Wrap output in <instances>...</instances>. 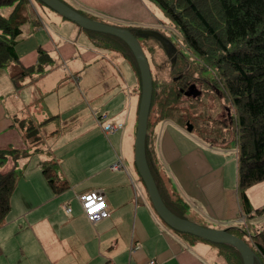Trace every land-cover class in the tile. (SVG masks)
Here are the masks:
<instances>
[{
    "label": "crops",
    "instance_id": "obj_1",
    "mask_svg": "<svg viewBox=\"0 0 264 264\" xmlns=\"http://www.w3.org/2000/svg\"><path fill=\"white\" fill-rule=\"evenodd\" d=\"M29 1L31 17L15 52L24 69L34 70L17 86L10 70L0 69V137L6 140L0 148L17 151L11 143L17 146L19 142L26 153L32 148L38 154L40 172L42 163L54 160L67 188L55 194L41 181L49 196L41 188L35 194L25 188L14 202L11 199V210L0 227V264H222L211 245L187 244L165 227L143 182L137 179L131 143L134 124L137 127L140 77L131 67L128 73L133 77L123 79L125 64L131 59L97 46L89 31ZM62 1L107 25L152 28L164 20L163 12L149 0ZM98 73L109 74L105 80L109 86L116 84L112 90L117 96L123 91L127 95L121 102L104 106L106 111H99L103 104L96 99L109 86L98 84ZM71 84L80 94L78 105L72 93L65 94ZM101 111L107 115L106 123L116 127L127 111L124 134L119 127L106 134L96 119ZM91 113L96 124L91 119L83 127ZM57 120L64 127L71 123L67 130L73 145L64 153L58 148V129L53 126ZM28 125L41 137L38 146H29L25 140ZM151 135L157 159L155 177L159 187L162 178L167 185L170 196L166 197L163 188L161 194L170 209L209 229L224 230L242 223L253 234L264 228L263 222L251 224L255 218L248 219L242 212L237 149L200 132H187L171 121L156 123ZM233 150L235 157L229 153ZM119 159L125 169L115 171L111 167ZM24 181L28 186L32 179ZM91 191L103 193L108 206V216L96 223L86 219L79 202L81 195ZM246 193L253 214L264 207V181ZM172 202L178 205L171 207ZM210 254L216 257L212 262L207 258Z\"/></svg>",
    "mask_w": 264,
    "mask_h": 264
},
{
    "label": "trees",
    "instance_id": "obj_2",
    "mask_svg": "<svg viewBox=\"0 0 264 264\" xmlns=\"http://www.w3.org/2000/svg\"><path fill=\"white\" fill-rule=\"evenodd\" d=\"M149 1L155 3L164 16L174 24L188 52L200 64L199 69L191 68L192 57L179 52L180 43L167 33L142 25L108 24L129 30L138 39L151 70L153 95L147 124L146 157L164 204L178 217L191 221L170 209L161 194L163 188L166 197L170 196L163 178L159 180L162 184L159 187L155 177L157 159L152 149V128L158 122L171 121L185 130L189 123L193 126V131L195 124L191 123L192 115L189 113L194 109L192 101H201L204 91L210 90L215 99L224 95L225 101L233 109V114H230L227 122L213 121L212 118L210 122L217 132L214 139L238 151L237 181L242 212L248 219L263 216L264 207L255 210V215L252 213L246 192L252 186L264 181V0ZM29 4V0H0V7L11 8L7 17L0 15V69L8 68L17 86L24 76L34 70L24 69L19 64L15 52V44L22 37L24 27L31 17ZM148 30L159 32L169 43L143 33ZM87 33L97 46L131 59L139 74L134 57L123 41L113 36ZM42 55L43 52L39 55V62L42 60ZM158 59L162 62L159 63ZM194 70H198V73H209L210 78L194 77L192 75ZM196 78L200 80L199 83L203 85L204 90L192 83ZM191 86L199 91L198 96L185 95ZM183 96L190 99L184 113L179 109V103H183ZM203 101L199 106L205 109ZM225 132L234 135V140L228 144ZM208 133L210 134V130L207 129L203 135L209 138ZM25 140L29 146H38L42 141L32 125L27 126ZM6 154H11L15 161L18 157L17 151L0 148V227L5 223L10 212L11 194L15 187L14 170L1 169ZM41 173L53 193L60 194L66 190L67 184L61 182L58 165L54 160L42 163ZM172 205L177 206L178 203L172 202L170 206ZM224 230L249 246L255 256L254 264H264V228L249 234L244 225L239 223ZM175 234L187 244L195 241L204 242L188 234L178 232ZM204 243L211 245L220 263L243 264L242 256L236 248L227 244Z\"/></svg>",
    "mask_w": 264,
    "mask_h": 264
},
{
    "label": "rangeland",
    "instance_id": "obj_3",
    "mask_svg": "<svg viewBox=\"0 0 264 264\" xmlns=\"http://www.w3.org/2000/svg\"><path fill=\"white\" fill-rule=\"evenodd\" d=\"M33 1L38 7H42V8L50 10L45 5L41 4L38 0H33ZM69 3H71V2H69ZM71 4H73V3H71ZM9 11H10L9 7H0V15H2V16L7 17ZM50 11H52V10H50ZM77 11H79V10H77ZM79 12L82 13L81 11H79ZM99 18H101V17H99ZM152 28H154L156 30H159L161 33H165V34L167 33V35L173 36V38L175 37L178 40V42L180 43V46H181V47L178 46V49H179L178 51L181 52V53H184L185 55H188V56L192 57V54H190L188 52V48H186V46L182 42V39L180 37L179 31L174 28V24L166 16H164V20L162 21V23L160 25H158L156 27H152ZM85 40H86V38H85ZM87 41H88V39H87ZM192 59H193V61L190 64L191 68L199 69V65L200 64L196 61L195 58L192 57ZM157 61L159 63L162 62L161 59H158ZM133 63L134 62L132 60H130L129 63L126 62V64H125V72L123 70V79H126V81H129V78L133 77V76L129 75L131 73H128L129 70H132L131 67H134ZM101 65H103L102 62H101ZM165 66H167V65L165 64ZM121 68H122V66H121ZM194 71L195 72L192 74L194 77H197V78H203V77L210 78V74L209 73H198V70H194ZM98 74H99V76L101 75L100 73H98ZM108 75L109 74L106 73V74H102V76H100V78L98 76V81H97L98 84H102V85L106 84V85H108V80H105V76H108ZM127 75H129V76L127 77ZM197 78L193 79V81H195V82H192V83L196 84L197 88L199 87L200 89L204 90L203 85L201 83H199L200 80L197 79ZM113 87H116V84H113V86L107 87V89H103V91L100 92L99 97H97L96 100H98L101 105L103 104V106H98L99 111L100 110L106 111L104 109V106H106V105L108 106L110 104L118 103V102H121V101L125 100V97L127 95L124 93V91L121 92V93L119 92V94L117 96L116 93L114 92V90H112ZM71 93L75 96L73 101H75V104L78 105L77 101H80V94L76 91V87L74 85H72V84H71L70 87H67L66 91H65V94L67 95V97H69V95ZM203 94H204V97L202 98L201 101L200 100L192 101V103L194 105V107H193L194 109L189 111L190 115H192L191 123L195 124L194 125V131L196 133L200 132V134H205V132L208 129V131L210 130V134L208 133V135L211 138H215L217 132H216V130H214L212 128V123L210 122L211 118L213 119V121H219L220 120L221 123L227 122L228 117H230V114H233V109H232L231 105L227 101H225L224 95H222V97H219V99H215L213 97V94L210 93V90H208L207 92L204 91ZM206 96H208V97H206ZM89 99H93V98L89 97ZM204 99H206V100H204ZM182 101H183V103H181V104L179 103V105H180L179 109H180V111L182 113H184L186 111L185 108H186L187 104L190 102V99H188L187 97L183 96L182 97ZM202 101H203V104L205 106V109H203V108H201L199 106V104H201ZM196 102H198V103L195 104ZM82 106L84 108L86 106V103H83ZM74 109L77 110L76 107H74ZM104 111H101V112L105 113ZM100 114H102V113H98L97 116H99ZM111 118H113V117H111ZM91 119H92V121L95 122V120H94V118L92 116V113L90 114V116H88V117H86L84 119L83 123H85V124H83L84 125L83 127H86V125H88V122H91ZM126 119H128L127 111L125 112V115L123 117L122 123H120V125L118 126L120 128L119 130H120L121 134H124L123 124H125L124 120H126ZM95 124H96V122H95ZM70 125H71V123H69V125L64 127V123L60 122L58 120L54 121V123H53V126L58 129V132H57L58 148L63 153L66 152L73 145V140H72L73 136L70 134L71 131L67 130L70 127ZM132 126H133V124H132ZM136 129H137V127L134 124V129H133V133H132V137L133 138H132V143H131L133 145V147H134V141H135V137H136ZM225 133H226V143L228 144V143H230V141L234 140V135L231 132L229 134H227V132H225ZM14 139H15V141H17V143L19 142V139L17 137V132L14 133ZM10 142H13V141H10ZM2 143H3V147H4V144L6 143V140H4L3 137H0V147H1ZM11 146L13 148H15V150H17L18 153L21 156H19V154H18L19 159H18V161L16 160L17 162L16 161L14 162L13 156L11 154H6V157L4 159V163H3L2 167H1V169H2V171H8L10 169L14 170L15 187H14L13 192L11 194L12 201L14 202L15 198H16V195L19 194V192L22 189H25V188H28V189L32 190L33 194H35L34 193L35 189L39 190V188H41L43 190V191L42 190L41 191L44 192L47 196H49V194L45 191V189L43 187V184L41 183V181H43V183L46 186V182H45V180H43V176H42V174L40 172V161H37L38 154L36 152H34V150L32 148L29 149L27 153H26V150L22 151L23 149H25V147H22L23 145L20 142L18 143L17 146L14 145L13 143H11ZM53 148L55 149L56 146L53 147ZM130 148H131V145H130ZM229 153L232 156H234V157L236 155V152L234 150L233 151H229ZM133 163H134V161H133ZM133 168H134V171L136 173L137 179L141 181V179H140V177H139V175H138V173L136 171V168L135 167H133ZM26 177L32 179L31 184L28 185V186L25 185V181H24V179ZM61 180H62V178H61ZM141 183H142V181H141ZM142 185H143V183H142ZM48 189H49V187H48ZM49 191H50V189H49ZM250 221H249V223H250ZM259 222H263L262 223V227H264V215L260 216V217H255L254 221L251 222V224H257ZM206 225H208V224H206ZM165 227H167V226L165 225ZM209 228H211V227H209ZM254 228H255V226H253V229ZM253 229L251 227L252 231H253ZM199 243H201L202 245L208 246V244H205V243H202V242H199ZM207 258H209L210 262H212L213 259L216 258V257L213 256L212 254H210V255L207 256Z\"/></svg>",
    "mask_w": 264,
    "mask_h": 264
},
{
    "label": "water",
    "instance_id": "obj_4",
    "mask_svg": "<svg viewBox=\"0 0 264 264\" xmlns=\"http://www.w3.org/2000/svg\"><path fill=\"white\" fill-rule=\"evenodd\" d=\"M38 1L63 19L76 24L85 31L109 35L120 39L131 51L137 64L141 81V95L136 137L134 141V164L136 171L145 186L151 205L160 220L174 232L188 234L211 244L230 245L239 251L242 256L243 264H254V253L241 239L231 235L226 230L209 229L186 219H182L171 212L164 204L148 166L146 157L147 124L153 95V81L147 58L138 39L129 30L90 19L62 0ZM143 33L162 40L165 43H169L159 32L148 30ZM185 95L196 97L199 95V91L196 90L194 86H191ZM192 128L193 126L187 123L186 131L191 132Z\"/></svg>",
    "mask_w": 264,
    "mask_h": 264
},
{
    "label": "built area",
    "instance_id": "obj_5",
    "mask_svg": "<svg viewBox=\"0 0 264 264\" xmlns=\"http://www.w3.org/2000/svg\"><path fill=\"white\" fill-rule=\"evenodd\" d=\"M96 119L97 122L103 126V130L106 134L114 133L119 129L115 125L106 123L107 115L104 113L97 116ZM111 168L115 171L125 169L124 164L120 159L115 162ZM79 202L86 219L91 223H96L108 216L107 202L105 196L100 191H91L81 195L79 197ZM67 212H70L69 208H67ZM147 264L155 263L150 261Z\"/></svg>",
    "mask_w": 264,
    "mask_h": 264
}]
</instances>
